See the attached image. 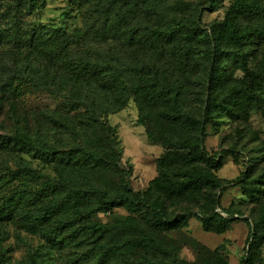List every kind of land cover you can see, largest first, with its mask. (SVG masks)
Segmentation results:
<instances>
[{
    "label": "rangeland",
    "instance_id": "obj_1",
    "mask_svg": "<svg viewBox=\"0 0 264 264\" xmlns=\"http://www.w3.org/2000/svg\"><path fill=\"white\" fill-rule=\"evenodd\" d=\"M236 1L164 0L161 9L177 15L185 26L183 34L152 52L119 53L135 64L155 66L154 76L160 85L150 74L141 80L127 78L128 86L139 92L121 111L101 116L96 129L87 135L80 133L76 140L50 126L42 132L45 143L61 150L83 142L85 147L100 151L105 161L114 164L111 169L89 171L85 177L72 170L67 172L70 182L78 187L91 185L97 196L105 194L109 199L122 191L125 178L131 194L139 199L138 212L115 207L110 213L96 211L85 218L77 212H62L58 221L42 228L40 217L52 202L51 194L42 192V184L44 177H57L55 162L43 158L39 149L19 151L0 145V264H30L32 256L37 264H96L100 243L116 246L106 264H264V40L240 48L229 39L223 23ZM245 1L264 9V0ZM35 3L26 16L32 23L67 33L83 25L82 8L74 0ZM4 10L0 4V13ZM235 22L239 35L254 26L264 32V25L254 23L252 17L239 16ZM214 38L222 51L217 64L228 77L226 84L208 80L215 59ZM239 49L245 56L233 63L231 56ZM161 85L180 86L182 122L165 115L173 111L158 97ZM234 90L239 93L237 109L223 100ZM255 92L261 93L260 100ZM46 109L70 116L78 113L62 99L26 85L19 98H8L3 104L0 137H17L19 131L36 137L38 125L47 126ZM186 117L190 120L184 121ZM199 137L206 159L217 156L221 168L210 169L206 160H177L175 175L211 174L221 187L167 197L155 184L158 161L166 152L164 139L182 140L181 149L188 152ZM26 169L30 175L23 173ZM10 204L13 209L8 212L5 208ZM92 207L89 202L82 209ZM216 213L228 220L222 233L203 228V220ZM126 219L136 225L130 231L133 237L142 239L143 233L152 243L126 245L122 232L115 237L112 227L117 220ZM95 222L107 225L103 239L98 240V234L88 228ZM252 237L255 243L250 250Z\"/></svg>",
    "mask_w": 264,
    "mask_h": 264
},
{
    "label": "trees",
    "instance_id": "obj_2",
    "mask_svg": "<svg viewBox=\"0 0 264 264\" xmlns=\"http://www.w3.org/2000/svg\"><path fill=\"white\" fill-rule=\"evenodd\" d=\"M11 2L12 0H0V4L5 7L0 13V113L6 99L19 98L21 87L26 85L38 92L47 93L52 98L62 99L72 111L78 112L76 116H70L64 112L46 109L43 116L47 126L38 125L36 137L19 130L17 137H0V145L15 150L39 149L43 158L55 162L58 168L56 178L44 177L42 192L51 194L52 202L43 211L39 220L40 226L43 228L53 220L58 221L57 217L62 212H77L82 218L91 216L96 211L107 214L115 207H126L131 212H138L139 199L131 194L125 178L121 183L122 191L109 199L105 194L97 196L91 191V185L78 187L70 182L67 172L72 170L85 177L89 171L96 173L97 170L111 169L114 164L105 161L106 158L100 151L85 147L83 142L71 149L61 150L54 147L55 145L45 143L42 132L50 126L51 130L71 134L76 140L80 133L87 135L96 129L100 125L101 116L121 111L128 100L139 92L134 86H128L130 82L127 78L134 76L141 80L150 74L159 86L160 83L154 76L157 70L155 66L135 64L131 59L121 58L119 53H133L137 49L147 52L157 50L164 42L169 43L178 34H183L184 24L174 13L167 14L161 9L164 0H74L82 8L83 25L75 32L67 33L62 29L32 23L26 19L27 12L36 4L35 0ZM10 15H13L12 19H9ZM239 16L252 17L254 23L264 25V9L248 5L245 0H238L234 11L223 23L224 32L230 40L240 48L264 40V32L257 26L239 35L240 29L235 22ZM195 17L191 19L195 20ZM214 42L215 59L208 73V80L226 84L228 77L217 64L222 51L217 39L214 38ZM76 45L80 46V50L76 49ZM244 56L239 49L233 53L231 60L236 63ZM159 92L160 100L167 103L173 111L165 113L167 118L176 123L182 122L180 86L161 85ZM259 94L261 93L255 92L254 96L260 100ZM223 100L234 109L239 108V93L235 90ZM187 120L190 118L184 119ZM183 144L182 140L164 139L166 152L158 161L159 175L155 180L158 189L169 198H178L190 191L221 187L220 182L211 174L199 173L191 177L175 175L173 166L177 160H206L212 170H218L222 166L217 156L206 159L207 152L202 147L200 137L188 152L181 149ZM23 173L30 175L31 171L26 169ZM89 202H93V207L83 210ZM213 203L216 204L217 200ZM5 209L12 211V204ZM116 222L112 227L113 235L117 237L122 232L126 245L152 243V239L146 234L141 233L142 239L131 235L130 231L136 229L131 219ZM227 223V219L216 213L203 220V228L206 231L222 233ZM88 228L93 234L97 233V239L100 240L104 237L107 225L95 222ZM252 239L249 243L250 250L255 243V238ZM98 248L100 258L96 264H106L108 255L116 250V246L107 247L102 243ZM30 264H37V259L30 257Z\"/></svg>",
    "mask_w": 264,
    "mask_h": 264
}]
</instances>
